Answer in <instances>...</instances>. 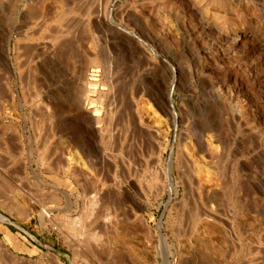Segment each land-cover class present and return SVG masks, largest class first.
Wrapping results in <instances>:
<instances>
[{
  "label": "rangeland",
  "instance_id": "1",
  "mask_svg": "<svg viewBox=\"0 0 264 264\" xmlns=\"http://www.w3.org/2000/svg\"><path fill=\"white\" fill-rule=\"evenodd\" d=\"M194 1L0 0V264H264L263 3Z\"/></svg>",
  "mask_w": 264,
  "mask_h": 264
},
{
  "label": "bare ground",
  "instance_id": "2",
  "mask_svg": "<svg viewBox=\"0 0 264 264\" xmlns=\"http://www.w3.org/2000/svg\"><path fill=\"white\" fill-rule=\"evenodd\" d=\"M197 1V0H196ZM217 1H219V4L222 6V7H224V6H226L227 4H228V7L230 6V5H232V3H230V2H228L227 4L225 3V1H223V0H217ZM236 1V0H235ZM235 1H232V2H235ZM108 2L110 3V5L112 6L115 2H116V0H108ZM198 2V1H197ZM213 2V1H212ZM260 2H262L263 3V5H261V7H260V10L262 9L263 10V12H264V0H260ZM117 3V2H116ZM186 3H188V5L190 6V7H195V6H197L196 5V2L194 1V0H188V2H186ZM201 3V2H200ZM209 3V2H208ZM236 5L238 6V7H240L241 6V0L239 1V0H237L236 2ZM248 3V2H247ZM251 3V2H250ZM202 4V3H201ZM207 4V3H206ZM216 4H218V2L216 3ZM230 4V5H229ZM234 4V3H233ZM164 5V4H163ZM236 5H234V6H236ZM220 6V7H221ZM236 6V7H237ZM244 7V6H243ZM225 8H227V6L225 7ZM230 8L232 9L233 7H231L230 6ZM208 9V8H207ZM234 9V8H233ZM212 10V9H211ZM228 10V9H227ZM236 10V9H235ZM234 10V11H235ZM257 10V9H256ZM233 11V10H232ZM113 12H114V10H113ZM218 12V11H217ZM255 12V11H254ZM214 13V12H213ZM212 13V15L214 16V14ZM223 13V12H222ZM239 13V12H238ZM234 14V13H233ZM239 15V14H238ZM237 15V16H238ZM205 17V16H204ZM214 17H216L215 19H217L218 18V20L219 19H222L223 17L221 16V15H219V14H217V13H215V16ZM240 17V16H239ZM244 18V17H243ZM242 19V18H241ZM213 20V19H212ZM225 20V19H224ZM216 21V20H215ZM235 21V20H234ZM212 22V21H211ZM220 22H222V21H220ZM216 23H217V21H216ZM183 26V25H182ZM205 26V25H204ZM219 28V27H218ZM224 33V32H223ZM237 34V33H236ZM240 34V33H239ZM187 37V36H186ZM241 38H242V35L240 36ZM240 37L239 36H234V38H233V40L235 41V42H237V41H239V39H240ZM237 44V43H236ZM237 46V45H236ZM228 55V54H227ZM230 60V59H229ZM228 77V76H227ZM219 90V89H218ZM219 92V93H218ZM217 93L219 94V97H221V94H220V90L218 91ZM85 98V100L86 99H89L90 97H87V95L84 97ZM166 102H167V104H168V106L170 107V108H173L174 109V107H173V105H172V100H171V97L169 96V97H167V99H166ZM246 105V104H245ZM253 106V105H252ZM233 108L234 109H236V111H242L241 109H242V107L241 106H238L237 104H234L233 105ZM253 109V108H252ZM254 109H255V106H254ZM203 110V109H202ZM226 111V110H225ZM184 112V111H183ZM182 112V113H183ZM222 113V112H221ZM240 113V112H239ZM225 114V113H224ZM243 116V115H242ZM174 118H177V115L176 114H174ZM247 119V118H246ZM37 124V123H36ZM114 126V125H113ZM199 126V125H198ZM210 126V125H209ZM218 127V126H217ZM41 128V127H40ZM223 129V128H222ZM199 139H202V134L201 133H199ZM113 139V138H112ZM201 141V140H200ZM116 142V141H115ZM117 144V143H116ZM113 146V145H112ZM110 147V146H109ZM44 148V147H43ZM42 156V155H41ZM126 160V159H125ZM144 162V161H143ZM193 168V167H192ZM182 169V168H181ZM139 171V170H138ZM147 174V173H146ZM140 175V174H139ZM22 213V212H21ZM20 213V214H21ZM204 219V218H203ZM197 222V221H196ZM204 226V225H203ZM81 229V228H80ZM79 230V229H78ZM203 230V229H202ZM109 232V231H108ZM108 235V234H107ZM89 236V235H88ZM114 236V235H113ZM123 236V235H122ZM121 249V248H120ZM97 253V252H96ZM262 260V259H261Z\"/></svg>",
  "mask_w": 264,
  "mask_h": 264
}]
</instances>
